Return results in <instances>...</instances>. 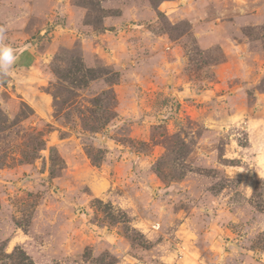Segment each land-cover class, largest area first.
Returning a JSON list of instances; mask_svg holds the SVG:
<instances>
[{
  "label": "rangeland",
  "instance_id": "1",
  "mask_svg": "<svg viewBox=\"0 0 264 264\" xmlns=\"http://www.w3.org/2000/svg\"><path fill=\"white\" fill-rule=\"evenodd\" d=\"M0 46V264H264V0H0Z\"/></svg>",
  "mask_w": 264,
  "mask_h": 264
},
{
  "label": "clouds",
  "instance_id": "2",
  "mask_svg": "<svg viewBox=\"0 0 264 264\" xmlns=\"http://www.w3.org/2000/svg\"><path fill=\"white\" fill-rule=\"evenodd\" d=\"M16 58L14 49L9 46L0 47V74L7 76Z\"/></svg>",
  "mask_w": 264,
  "mask_h": 264
},
{
  "label": "crops",
  "instance_id": "3",
  "mask_svg": "<svg viewBox=\"0 0 264 264\" xmlns=\"http://www.w3.org/2000/svg\"><path fill=\"white\" fill-rule=\"evenodd\" d=\"M14 55H16V60H15V64H17L19 67L23 68V69H28V66H23L22 65V62L24 61V58H23V53H18V52H15ZM22 61V62H21ZM24 64V63H23ZM27 63H25L24 65H26ZM22 65V66H20Z\"/></svg>",
  "mask_w": 264,
  "mask_h": 264
},
{
  "label": "water",
  "instance_id": "4",
  "mask_svg": "<svg viewBox=\"0 0 264 264\" xmlns=\"http://www.w3.org/2000/svg\"><path fill=\"white\" fill-rule=\"evenodd\" d=\"M0 47H2V46H0Z\"/></svg>",
  "mask_w": 264,
  "mask_h": 264
}]
</instances>
